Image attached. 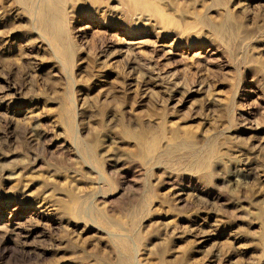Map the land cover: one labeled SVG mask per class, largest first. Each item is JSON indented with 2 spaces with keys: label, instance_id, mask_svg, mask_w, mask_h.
Instances as JSON below:
<instances>
[{
  "label": "rangeland",
  "instance_id": "rangeland-1",
  "mask_svg": "<svg viewBox=\"0 0 264 264\" xmlns=\"http://www.w3.org/2000/svg\"><path fill=\"white\" fill-rule=\"evenodd\" d=\"M0 264H264V0H0Z\"/></svg>",
  "mask_w": 264,
  "mask_h": 264
}]
</instances>
